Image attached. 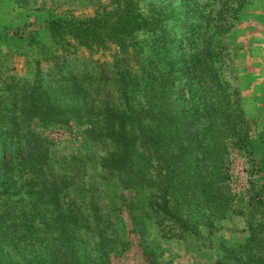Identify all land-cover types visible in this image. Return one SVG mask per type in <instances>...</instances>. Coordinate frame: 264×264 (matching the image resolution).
<instances>
[{
	"label": "trees",
	"instance_id": "16d2710c",
	"mask_svg": "<svg viewBox=\"0 0 264 264\" xmlns=\"http://www.w3.org/2000/svg\"><path fill=\"white\" fill-rule=\"evenodd\" d=\"M111 5L84 18L0 25V39L23 42L36 54L32 81L0 71V264H55L56 255L63 264H78L58 235L80 210L101 219L106 190L113 186L136 187L148 197L147 211L133 205L135 224L148 211L184 230L204 209L224 215L223 138L224 132L236 133L237 125L216 68L212 35L202 33L200 47L181 67L188 75L185 85L206 81L201 86L214 98L189 101L177 93L174 70L137 53L141 32L165 36V45L172 41L165 29L159 34L154 10L143 13L136 0ZM224 19L220 11L218 26ZM44 31L55 51L41 42ZM66 44L89 49L114 44L117 53L99 71H82ZM45 61L51 63L47 68ZM74 128L82 129V147L64 154V142L48 133ZM98 189L105 190L104 198ZM217 264H264V234L250 233Z\"/></svg>",
	"mask_w": 264,
	"mask_h": 264
},
{
	"label": "rangeland",
	"instance_id": "374dc122",
	"mask_svg": "<svg viewBox=\"0 0 264 264\" xmlns=\"http://www.w3.org/2000/svg\"><path fill=\"white\" fill-rule=\"evenodd\" d=\"M136 2L145 14L154 10L160 23L159 34L165 29L171 35L167 40H172L165 45V36L159 40L152 33L141 32L138 55L174 70L180 78L175 83L177 93L185 94L189 101H197V96L205 102L206 97L209 101L214 98L212 90L201 86L206 81L193 80L185 85L188 75L181 67L196 52L195 48L200 47L202 33L212 35L216 68L237 125L236 133L224 132L223 138L227 150L224 164L227 206L222 217L204 209L197 215V221L185 230L169 218L160 222L149 211L147 217H140L135 224L133 205L137 203L140 210L147 211L148 197L136 187L113 186L106 190L110 196L103 204L101 219L90 210H80L61 229L58 238L72 251L78 264L92 261L98 264H217V258L227 248L240 246L250 233L259 229L264 234V0ZM111 7V0H0V25L17 27L30 19L38 20L39 24L50 18H84ZM163 10L168 11L165 16H162ZM220 11H225V19L218 26ZM40 40L56 50L47 31L42 32ZM65 47L71 53L72 63L82 71H99L103 68L101 65L112 64L117 53L114 44L92 49L69 44ZM35 58L36 54L23 42L0 39V71L5 75L32 81ZM49 65L44 62L46 68ZM48 134L64 142L61 147L64 154L82 147L81 128H74L73 132L54 129ZM98 190L104 198L105 190ZM53 260L55 264L64 261L57 255Z\"/></svg>",
	"mask_w": 264,
	"mask_h": 264
}]
</instances>
